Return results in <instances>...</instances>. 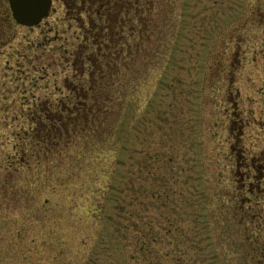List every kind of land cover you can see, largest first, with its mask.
<instances>
[{
    "label": "rangeland",
    "instance_id": "rangeland-1",
    "mask_svg": "<svg viewBox=\"0 0 264 264\" xmlns=\"http://www.w3.org/2000/svg\"><path fill=\"white\" fill-rule=\"evenodd\" d=\"M156 8L98 88L119 104L111 132L64 154L36 124L75 101L83 31L61 0L35 28L0 0V264H214L229 243L241 262L264 243V0Z\"/></svg>",
    "mask_w": 264,
    "mask_h": 264
},
{
    "label": "trees",
    "instance_id": "trees-1",
    "mask_svg": "<svg viewBox=\"0 0 264 264\" xmlns=\"http://www.w3.org/2000/svg\"><path fill=\"white\" fill-rule=\"evenodd\" d=\"M61 2L66 9V17L72 20L75 18L83 31L82 41L76 48L75 54L73 53L74 62L79 60V67L74 62L72 64L81 87L73 92L75 93V101H66L52 114L48 111L44 112L42 119L36 125L37 128H40L41 133L45 127L44 135L46 137H41V142H47L46 149L49 152L60 147L64 154H69L71 149L73 151L75 146H79L81 140L88 145L87 148L94 147L96 149L100 145H96L95 141L89 142L88 139L95 140V138L102 136L103 130L111 132L112 122L110 119L116 114L117 109L115 110V108H118L119 104L118 101L110 100L113 95H103L106 92L103 90L99 92L98 88L106 84L105 73L112 65L111 62L119 59V56L121 57L120 54L123 50L131 53L138 51L141 38L153 34L155 24L152 17L157 11V0H61ZM127 39H134L132 49L128 47L129 41ZM88 65L89 70H85V66ZM86 76L88 86L84 88L81 80L83 81ZM109 77L111 78V73ZM57 114H60V117L57 118ZM115 125H113L114 129ZM35 141L40 142L37 139ZM26 145L31 146L30 144ZM30 151V148H23L21 154H30L28 153ZM23 164L26 163L23 161ZM250 186L251 183L247 185V188L245 185L246 190L249 189L250 191ZM235 202H237L236 198ZM127 208L138 209L140 204L136 199H132L129 204L126 203L124 210ZM137 217L139 215L131 212L125 215L127 226H133V229L138 233L134 226V220ZM208 223L209 225L212 224L211 221ZM215 223L218 222L215 221ZM149 241L150 239H148ZM145 243L143 241L139 251L144 258L150 254L148 249H142ZM252 246L253 250L252 247L247 249L250 255H242L241 262L236 260L235 256L233 257L231 243L227 249H223V253L215 248L209 256L212 258L211 261L215 259L216 263L214 264H221L222 262L223 264H264V243L254 241ZM238 247L236 248L237 251ZM193 250L196 251L195 246ZM240 250L242 252L245 249L239 248L241 255ZM177 252L181 256L185 255L180 249V245ZM233 253L236 254V251ZM258 253L260 254L258 255ZM148 264L154 263L150 261Z\"/></svg>",
    "mask_w": 264,
    "mask_h": 264
},
{
    "label": "water",
    "instance_id": "water-1",
    "mask_svg": "<svg viewBox=\"0 0 264 264\" xmlns=\"http://www.w3.org/2000/svg\"><path fill=\"white\" fill-rule=\"evenodd\" d=\"M11 16L16 24L26 28L38 26L47 18L51 0H8Z\"/></svg>",
    "mask_w": 264,
    "mask_h": 264
},
{
    "label": "flooded vegetation",
    "instance_id": "flooded-vegetation-1",
    "mask_svg": "<svg viewBox=\"0 0 264 264\" xmlns=\"http://www.w3.org/2000/svg\"><path fill=\"white\" fill-rule=\"evenodd\" d=\"M52 2H53V0H52ZM39 25H40V24H39ZM39 25H38V26H39Z\"/></svg>",
    "mask_w": 264,
    "mask_h": 264
}]
</instances>
